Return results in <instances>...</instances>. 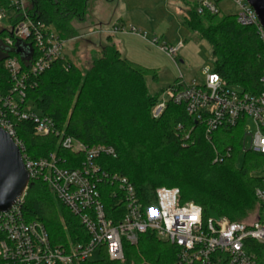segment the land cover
<instances>
[{
	"label": "trees",
	"instance_id": "16d2710c",
	"mask_svg": "<svg viewBox=\"0 0 264 264\" xmlns=\"http://www.w3.org/2000/svg\"><path fill=\"white\" fill-rule=\"evenodd\" d=\"M27 2L28 17L52 26L60 38L70 40L77 35L75 21L85 19L89 0ZM0 8L9 10L10 1L0 0ZM13 16L12 27L24 20L18 11ZM184 23L209 43L214 72L226 86L249 94L262 92L264 45L254 28L239 25L235 16H201L193 9L188 10ZM8 37L12 38L10 31H0V94L4 95L12 88L6 60L17 58L21 71L28 72L36 57L32 43L15 41L9 46ZM148 79L158 82L159 76L155 70L123 58L109 36L108 44L101 48L100 56L93 57L87 70L65 57L42 74L30 75L25 105L51 120L64 138L87 148L112 147L116 157L101 156L98 164L108 174L125 178L144 206L156 204L158 188H178L179 203L199 205L204 222L210 211L232 222H244L259 210L255 190L264 187V177L253 175L264 163V155L244 150L245 123L222 127L208 138L203 123L197 124L182 106L169 105L154 119L151 111L160 95L150 93ZM16 130L31 159L55 154L64 168L83 166L84 153L64 149L60 135L36 136L35 125L29 121H17ZM218 155L223 156L221 162H215ZM99 188L107 218L120 222L126 211L124 201L113 196L116 184L105 182ZM22 209L25 220L44 225L54 244L88 240L79 218L42 179L31 180ZM124 253L123 262H112L104 254L100 261L82 264H174L177 260L175 247L153 232L141 235L136 246L125 244Z\"/></svg>",
	"mask_w": 264,
	"mask_h": 264
},
{
	"label": "built area",
	"instance_id": "2783aa9c",
	"mask_svg": "<svg viewBox=\"0 0 264 264\" xmlns=\"http://www.w3.org/2000/svg\"><path fill=\"white\" fill-rule=\"evenodd\" d=\"M9 1V10L0 8V22L17 11L23 14L24 20L11 26L12 38H6V43L12 46L15 41L30 42L36 50V57L28 72L21 71L17 58L6 60L5 68L11 77L12 88L10 93L0 94V127L19 147L30 182L34 179L46 182L70 213L79 218L88 240L54 244L43 224L25 220L22 209L25 192L9 211L0 212V264H82L92 261L93 254H99L101 258L105 254L112 262H123L124 245L136 246L139 237L147 232H153L158 239L175 247L177 260L174 264H264V187L255 190L259 210L251 222H232L220 216L218 220L209 217L204 222L199 205L179 203L178 188H158L156 204L144 206L125 178L108 174L98 164L101 156L116 157L112 147L97 145L87 148L70 137L64 138L55 130L51 120L40 116L32 106L25 105L29 76H38L57 60L64 59L68 40L60 38L52 26L28 17L27 0ZM222 1L228 0H198L195 10L201 16H219L218 5ZM230 1L238 9L237 23L254 28L264 45V28L253 8L246 0ZM122 31L124 28L118 27L112 32ZM129 32L145 38L134 27ZM150 43L174 61L184 46L183 43L158 45V39ZM203 75L204 80L200 83H188L181 78L165 89L152 108V117L159 119L169 105L182 106L197 124L203 123L208 138L222 127H235L243 121L244 150L264 155V70L261 77L263 90L259 94L226 86L214 71L205 70ZM17 121L33 122L36 136L60 135L64 149L84 153L83 166L64 168L55 154L31 159L17 137ZM250 121L256 128L253 133L248 125ZM229 153L230 150L226 155ZM222 160L223 156L218 155L215 162ZM260 171L264 172V163ZM258 176L264 177V174ZM105 182L116 184L117 191L113 196L125 204V216L118 223L107 218L99 188Z\"/></svg>",
	"mask_w": 264,
	"mask_h": 264
},
{
	"label": "rangeland",
	"instance_id": "374dc122",
	"mask_svg": "<svg viewBox=\"0 0 264 264\" xmlns=\"http://www.w3.org/2000/svg\"><path fill=\"white\" fill-rule=\"evenodd\" d=\"M197 4L198 0H115L110 3L89 0L85 19L74 23L77 35L67 41L65 57L82 71L87 70L93 57L100 56L101 48L108 44V37L112 36L123 58L157 72L158 82L147 80L152 95H161L181 78L188 83H200L204 80L203 72L214 71L215 64L209 43L190 31L184 23L188 10H195ZM218 7L221 12L219 18L235 16L238 12L230 0L222 1ZM12 15L10 13L0 22V31L11 30ZM122 17L124 26L120 20ZM118 27H124L125 31L113 33ZM133 27L145 38L130 33ZM153 39L159 40L158 45L183 43L184 46L174 61L150 43ZM248 125L251 126L250 132H255L253 122ZM255 172L253 175L264 174L259 169ZM256 213L244 222L253 221ZM91 260L97 262L101 257L93 254Z\"/></svg>",
	"mask_w": 264,
	"mask_h": 264
},
{
	"label": "water",
	"instance_id": "95a60500",
	"mask_svg": "<svg viewBox=\"0 0 264 264\" xmlns=\"http://www.w3.org/2000/svg\"><path fill=\"white\" fill-rule=\"evenodd\" d=\"M256 12L261 26L264 28V0H246ZM30 182L19 147L11 136L0 127V212L9 211L26 192ZM215 220L219 215L209 212Z\"/></svg>",
	"mask_w": 264,
	"mask_h": 264
},
{
	"label": "crops",
	"instance_id": "0c3cea01",
	"mask_svg": "<svg viewBox=\"0 0 264 264\" xmlns=\"http://www.w3.org/2000/svg\"><path fill=\"white\" fill-rule=\"evenodd\" d=\"M120 20H121V22H122V26H124V22H123V17H122V19L120 18ZM124 28V27H123ZM112 37V36H111ZM112 41H113V43L116 45L117 43H115V41H114V39L112 38ZM117 46V45H116ZM120 51V50H119ZM121 52V51H120ZM121 54H122V52H121Z\"/></svg>",
	"mask_w": 264,
	"mask_h": 264
}]
</instances>
